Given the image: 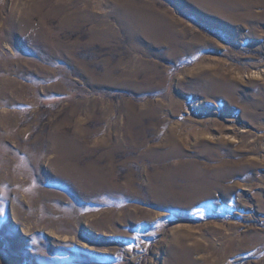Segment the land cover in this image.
Returning <instances> with one entry per match:
<instances>
[{"label": "rangeland", "instance_id": "374dc122", "mask_svg": "<svg viewBox=\"0 0 264 264\" xmlns=\"http://www.w3.org/2000/svg\"><path fill=\"white\" fill-rule=\"evenodd\" d=\"M211 2L0 0V264H264V0ZM180 148L233 198L166 199Z\"/></svg>", "mask_w": 264, "mask_h": 264}, {"label": "bare ground", "instance_id": "6f19581e", "mask_svg": "<svg viewBox=\"0 0 264 264\" xmlns=\"http://www.w3.org/2000/svg\"><path fill=\"white\" fill-rule=\"evenodd\" d=\"M212 5L216 8H220L221 13H226L229 15H232L233 12L238 11V8H242L244 6L245 0H211ZM232 19L235 18V16H231ZM143 23H150V19L146 16H139L137 19H134L132 21L133 26H136L137 24ZM151 24V23H150ZM148 26V25H147ZM150 26V25H149ZM149 28V27H148ZM152 29V27H151ZM155 29V28H154ZM149 31L151 32L150 35H154V38L158 41V47H165L166 46V39H170L175 44V37L172 36L174 33L170 29H167L164 34H161L155 30ZM210 124L212 125H218L220 126V123H212L209 122L207 125L204 123L202 126V129H197L194 127V131H192L194 134H197L198 132H205L207 129L210 128ZM198 133V134H199ZM197 134V135H198ZM204 143V142H203ZM217 151V150H216ZM174 155H169L168 158L162 159L166 161L167 159L171 160L176 164L175 170L178 168L179 172L173 171L168 172L167 175L170 176V180L173 181L174 189L164 185L161 187H158L160 193L162 192L165 194L166 199H171L173 202H181V200H185L186 202H210V203H216L215 198L219 196L223 197L222 199L230 200V198H233V195H227V192L229 189L234 190L236 187V184L228 185V183H224L228 180H234L237 178H242L241 174L238 173V169H233L231 171H227V166H233L234 167V160H220L217 165L212 166L211 168L214 170V168H217L215 172L210 171V166L207 165L203 159L206 160H213L218 159L221 155V151L218 150V152H209L208 155H198L197 157H185L183 155L182 149L177 150ZM208 153V152H206ZM207 156H211L208 158ZM161 160V161H162ZM257 163L256 161H253V164ZM207 165V166H206ZM169 165H166V168ZM206 166V167H205ZM239 167V166H238ZM240 170V168H239ZM250 170V169H249ZM165 171L160 174L159 176H162ZM181 171V172H180ZM252 176H255L256 174L253 172L251 173ZM245 175V174H243ZM226 184V185H224ZM178 189V191H175V189ZM218 191V192H215ZM171 193L173 195L172 198H169L168 195ZM163 200V199H162ZM163 205H165L163 203Z\"/></svg>", "mask_w": 264, "mask_h": 264}]
</instances>
